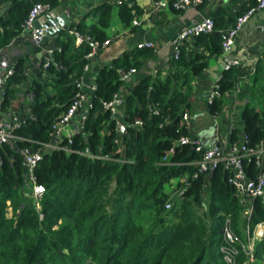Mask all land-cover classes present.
<instances>
[{"label":"trees","instance_id":"obj_1","mask_svg":"<svg viewBox=\"0 0 264 264\" xmlns=\"http://www.w3.org/2000/svg\"><path fill=\"white\" fill-rule=\"evenodd\" d=\"M119 1L114 6L128 25L134 11L140 10L134 0ZM6 2H10L6 12L0 9V53L21 34L33 4L60 5L59 0H0ZM254 4L255 0L250 6ZM112 8L103 3L94 9L99 26L78 24L74 29L99 41L108 39L103 29ZM245 10L235 17L215 13L213 31L194 36L195 43L205 48L208 57L220 55L221 30L232 26ZM68 29L54 34L53 44L60 50H55L50 64L39 63L35 70L36 78L27 89L28 106L21 109V122L12 130L13 141L0 144V264H225L219 251L224 218L230 216L233 230L246 243L247 227L264 222V205L253 199L252 212L245 216L247 202L228 184V171L219 166L194 178L193 162L201 155L177 143L191 135L182 115L190 110L191 82L206 67L205 56L187 59L181 51L172 60L176 70L166 77L142 76L125 95L120 117H114L103 103L119 92L122 75L140 69L152 50L136 48L102 66L91 107L81 114V128L70 143H60L64 148L48 149L51 125L71 104L87 64L88 46L75 47ZM26 65L27 56L15 61L1 110L11 102L12 86L26 80ZM259 74L260 66L251 85L253 102H247L240 114L242 133L252 147L264 141V113L256 107H264V77ZM240 76L236 66L222 72L217 82L220 95L208 103L211 115L222 111L224 94ZM137 119L140 126L133 124ZM230 139H238L236 129ZM171 147L174 152L163 162ZM23 149L42 151L33 180L43 185L44 192L36 200ZM244 164L250 177L260 169L253 159H245ZM173 178L179 179L176 186L171 184ZM179 188H183L180 195ZM167 202L169 209H165ZM252 257L239 248L234 264H264V236L255 241Z\"/></svg>","mask_w":264,"mask_h":264},{"label":"crops","instance_id":"obj_2","mask_svg":"<svg viewBox=\"0 0 264 264\" xmlns=\"http://www.w3.org/2000/svg\"><path fill=\"white\" fill-rule=\"evenodd\" d=\"M117 0H59L64 12H70L66 19V27L74 29L78 24L84 26H99L97 13L94 9L103 3L113 5L107 27L103 29L110 44L97 52L90 61L88 71L85 73V80L82 90L87 94L88 87L95 85L97 74L104 65L112 63L115 59L136 50V45L142 42H152L154 48L152 56L144 60L143 66L130 74L122 82L119 89L120 93L125 96L130 91L132 85L142 76H161L166 77L171 71L176 70L173 67V50L170 47V41L186 26L200 21L202 18L214 15L219 12L222 15L236 16L244 8L250 6L253 0H207L200 6L188 7L181 11H175L171 8L162 9L156 13L150 14L149 9L154 0L145 1L137 5L140 12L134 11L133 19L130 24L125 25L120 19L117 11ZM142 1V0H141ZM9 3L8 7L5 4ZM0 4L2 12L10 7V2ZM138 21L139 25L134 22ZM71 26V27H70ZM227 28V27H226ZM225 27L222 29H226ZM221 30V31H222ZM55 35L46 38L48 45L55 41ZM45 41V40H44ZM45 45V44H44ZM47 45V46H48ZM180 53H184L187 59L195 55H203L206 60V67L201 74L193 79L191 86L193 94L191 98V107L188 112V120L184 123L191 135H195L203 140L206 144L216 142L230 143L231 132L236 129L239 137L242 130L241 116L238 118L236 111L230 112L229 105L223 103L222 111L213 116L208 114V96L216 80L220 79L223 70L222 59L220 55L208 57V53L202 45H197L194 36L187 38L179 45ZM232 57L237 60L236 67L241 70V76L233 89L224 94L236 102L243 103V107L251 101V85L260 66V76L264 77V9L258 10L238 32L232 47ZM1 60L4 63L14 64L17 58L27 56V65L25 68L26 80L22 84L12 86L15 93L10 98V104L5 110L2 109L0 115L7 121H12L14 116L19 115L23 108H27L29 96L27 89L33 79L36 78L35 70L37 69L41 54L40 50L34 46L25 32L15 36L9 42V45L0 53ZM215 61H214V60ZM179 69V68H178ZM243 85V88L240 87ZM3 102V101H2ZM233 102V100H232ZM88 103L81 113L76 114L69 126L67 127L66 136L73 134L82 126V116L87 111ZM258 110L264 107L258 106ZM243 109V108H242ZM241 114V113H240ZM120 117V115H117ZM222 116L227 129L217 125L216 119ZM264 118V116H263ZM237 120L236 125L233 123ZM210 121V122H209ZM215 121V125L212 123ZM217 122V123H216ZM264 122V119H263ZM240 126V133L238 132Z\"/></svg>","mask_w":264,"mask_h":264},{"label":"built area","instance_id":"obj_3","mask_svg":"<svg viewBox=\"0 0 264 264\" xmlns=\"http://www.w3.org/2000/svg\"><path fill=\"white\" fill-rule=\"evenodd\" d=\"M207 0H154L150 6V14L156 13L165 8H171L175 11H181L188 7L200 6ZM120 3L119 0L116 1ZM50 3L48 2H38L32 5L28 12V16L22 25V32L27 33L30 42L39 48L41 54V64L43 67H47L53 60V55L55 50H60L58 45H44L43 40V28H35L34 22L45 15L47 12L52 10ZM264 9V0H255L253 6H248L246 10L236 17V20L232 26L222 30V42H221V59L223 64V70H228L231 67L237 65V60L232 57V47L234 40L241 30V28L247 23V21L258 11ZM135 25H139L138 21L134 22ZM214 29V21L212 17L207 16L202 18L196 23H192L185 28H183L171 41L170 47L173 50V59H178L180 50L179 45L187 38L196 36L198 34L211 33ZM68 34L74 37L75 47L86 44L89 48V52L85 55L87 64L84 66L83 74L77 80L78 90L71 101L68 109L61 114V116L55 120L51 125V144L47 148H64L60 146L63 140H67L68 143L71 142L72 134L64 135L65 130L69 126L72 118L80 113L88 103L87 111L91 107V94L95 89V85H90L88 87V93L86 94L82 88L85 80V73L88 71L90 66V61L93 57L102 49H105L109 44L110 40L106 39L104 41H99L95 37L87 33H79L75 29H68ZM136 48H147L153 49L154 44L152 42H142L136 45ZM13 65L9 63H4L0 56V112L2 101L5 98V86L9 78L13 75ZM135 69L129 70V72L124 73L121 80L125 81L130 74L134 73ZM219 80V79H218ZM218 80L213 84V88L208 96V103L214 97L220 95ZM125 101V96H123L120 91L116 93L112 100L103 103V107L111 112L114 117H117L118 112L121 111ZM28 112V109L24 111V114ZM7 114H5V117ZM4 116L0 115V144L10 143L13 141L14 136L12 135V130L19 126L21 118L19 115L14 116L12 121H7ZM189 118L188 113H183L182 121L185 122ZM135 126H140L142 123L139 119L135 120L133 123ZM177 143L179 145H187L192 150L200 153L201 157L194 161L193 164L197 167V174L193 177H197L198 173L208 174L212 170L222 166L228 171L227 182L234 187L238 197L242 201H246L247 205L244 211V215L249 217L252 212V200L259 199L264 205V141L260 142L257 146H249L247 136L244 133L238 137L234 142L230 143H212L206 144L203 140L195 135L182 136ZM174 152V147H171L165 156L163 157V162L168 160V156ZM88 153V150H86ZM23 154V164L28 169V177L31 181V194L36 200L43 192L44 187L41 184H36L33 180V168L37 161L41 158L42 151H29L28 149L22 150ZM245 159H253L256 166L260 167L259 171L254 177L248 175V170L244 164ZM183 185H186L185 177L180 180ZM183 188L176 191L178 195L182 194ZM171 203L167 202L165 204V209H169ZM247 242L244 243L242 239L235 233L232 226V221L229 215H227L223 220V225L221 228L222 243L219 247V251L222 255V260L225 264H234L235 257L239 253V248L242 249L250 258L252 257V250L255 241L264 236V222L256 224L252 229L247 227Z\"/></svg>","mask_w":264,"mask_h":264},{"label":"water","instance_id":"obj_4","mask_svg":"<svg viewBox=\"0 0 264 264\" xmlns=\"http://www.w3.org/2000/svg\"><path fill=\"white\" fill-rule=\"evenodd\" d=\"M9 3L5 4L8 7ZM70 15V12H64L62 6H57L42 15L34 22V27L39 29L43 28V40L53 36L55 33L60 32L66 27V19ZM121 115V111L118 112Z\"/></svg>","mask_w":264,"mask_h":264},{"label":"rangeland","instance_id":"obj_5","mask_svg":"<svg viewBox=\"0 0 264 264\" xmlns=\"http://www.w3.org/2000/svg\"><path fill=\"white\" fill-rule=\"evenodd\" d=\"M138 1V3L140 4V5H143L144 4V2L145 1H149V0H137ZM214 60V59H213ZM215 61V60H214ZM240 87H242L243 88V85L242 84H240ZM251 97V100H252V102H253V97L252 96H250ZM234 98H236V97H233V94H232V98H229L228 96H225V98H224V102H225V104L226 105H229V110H230V112H232V111H236V115H238V118L240 117V113H241V111H242V108H243V103H240V102H236L235 103V99ZM232 100H233V102H232ZM257 107V109H259L258 108V106H256ZM208 114H209V116H210V113H209V111H208ZM216 121L218 122V124L217 125H219V126H221V127H223V129H227V125L224 123V121H223V117L222 116H219L217 119H216ZM210 122V121H209ZM216 122V123H217ZM212 123L215 125V121L213 122L212 121ZM236 123H237V120L233 123L234 125H236ZM237 127H238V132L240 133V130H241V128H240V126H238V124H237ZM67 133V130H65V132H64V135ZM178 181H179V179L178 178H173L172 180H171V184H172V186H176L177 185V183H178ZM171 189V187H169V185L167 184L166 186H165V190L166 191H169ZM31 197V196H30ZM34 199V198H33ZM247 230V229H246ZM246 235H247V232H246ZM246 242H247V237H246ZM250 260H252V258H250Z\"/></svg>","mask_w":264,"mask_h":264}]
</instances>
